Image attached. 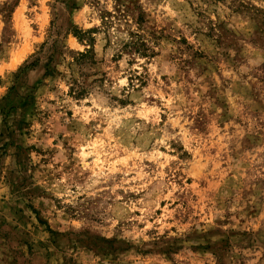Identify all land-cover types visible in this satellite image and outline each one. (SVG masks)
I'll return each mask as SVG.
<instances>
[{
  "label": "rangeland",
  "instance_id": "rangeland-1",
  "mask_svg": "<svg viewBox=\"0 0 264 264\" xmlns=\"http://www.w3.org/2000/svg\"><path fill=\"white\" fill-rule=\"evenodd\" d=\"M0 264H264V0H0Z\"/></svg>",
  "mask_w": 264,
  "mask_h": 264
},
{
  "label": "trees",
  "instance_id": "trees-1",
  "mask_svg": "<svg viewBox=\"0 0 264 264\" xmlns=\"http://www.w3.org/2000/svg\"><path fill=\"white\" fill-rule=\"evenodd\" d=\"M130 49H135V50H137L138 48H137V46H132V47H130ZM85 55H81V57H84Z\"/></svg>",
  "mask_w": 264,
  "mask_h": 264
}]
</instances>
